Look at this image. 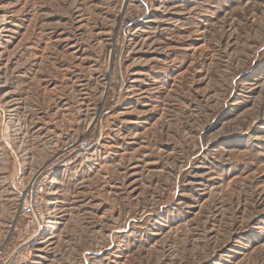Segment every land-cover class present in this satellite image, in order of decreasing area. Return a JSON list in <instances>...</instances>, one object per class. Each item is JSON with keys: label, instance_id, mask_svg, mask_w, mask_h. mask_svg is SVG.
I'll list each match as a JSON object with an SVG mask.
<instances>
[{"label": "rangeland", "instance_id": "rangeland-1", "mask_svg": "<svg viewBox=\"0 0 264 264\" xmlns=\"http://www.w3.org/2000/svg\"><path fill=\"white\" fill-rule=\"evenodd\" d=\"M25 264H264V0H0V244Z\"/></svg>", "mask_w": 264, "mask_h": 264}, {"label": "built area", "instance_id": "built-area-1", "mask_svg": "<svg viewBox=\"0 0 264 264\" xmlns=\"http://www.w3.org/2000/svg\"><path fill=\"white\" fill-rule=\"evenodd\" d=\"M36 172L19 204V216L0 244V264H25L38 250L49 223L44 210L46 174Z\"/></svg>", "mask_w": 264, "mask_h": 264}]
</instances>
